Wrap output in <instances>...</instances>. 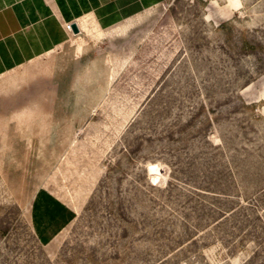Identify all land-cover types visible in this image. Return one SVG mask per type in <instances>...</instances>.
I'll return each mask as SVG.
<instances>
[{
  "label": "rangeland",
  "instance_id": "rangeland-1",
  "mask_svg": "<svg viewBox=\"0 0 264 264\" xmlns=\"http://www.w3.org/2000/svg\"><path fill=\"white\" fill-rule=\"evenodd\" d=\"M94 28L0 74V264H264V0Z\"/></svg>",
  "mask_w": 264,
  "mask_h": 264
},
{
  "label": "crops",
  "instance_id": "crops-1",
  "mask_svg": "<svg viewBox=\"0 0 264 264\" xmlns=\"http://www.w3.org/2000/svg\"><path fill=\"white\" fill-rule=\"evenodd\" d=\"M162 1L0 0V74L52 52L82 30L95 27L98 36L124 32ZM67 23H77L80 32L69 31Z\"/></svg>",
  "mask_w": 264,
  "mask_h": 264
},
{
  "label": "bare ground",
  "instance_id": "bare-ground-1",
  "mask_svg": "<svg viewBox=\"0 0 264 264\" xmlns=\"http://www.w3.org/2000/svg\"><path fill=\"white\" fill-rule=\"evenodd\" d=\"M157 170H158V164L157 163L151 162V163L148 164L149 173L156 174Z\"/></svg>",
  "mask_w": 264,
  "mask_h": 264
},
{
  "label": "water",
  "instance_id": "water-1",
  "mask_svg": "<svg viewBox=\"0 0 264 264\" xmlns=\"http://www.w3.org/2000/svg\"><path fill=\"white\" fill-rule=\"evenodd\" d=\"M72 28H73V31H74L75 33L80 32V27L78 26L77 23H72Z\"/></svg>",
  "mask_w": 264,
  "mask_h": 264
},
{
  "label": "built area",
  "instance_id": "built-area-1",
  "mask_svg": "<svg viewBox=\"0 0 264 264\" xmlns=\"http://www.w3.org/2000/svg\"><path fill=\"white\" fill-rule=\"evenodd\" d=\"M66 28H67L69 31H73L72 23H67V24H66Z\"/></svg>",
  "mask_w": 264,
  "mask_h": 264
}]
</instances>
